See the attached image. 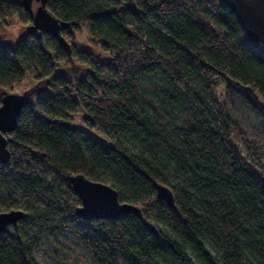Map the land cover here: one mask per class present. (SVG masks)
Returning <instances> with one entry per match:
<instances>
[{"label":"trees","instance_id":"trees-1","mask_svg":"<svg viewBox=\"0 0 264 264\" xmlns=\"http://www.w3.org/2000/svg\"><path fill=\"white\" fill-rule=\"evenodd\" d=\"M44 6L67 23L59 32L67 47L28 30L27 0H0V23L15 12L26 27L13 42L0 35V99L27 70L34 78L15 128L4 133L10 156L0 162V192L6 210L18 208V193L42 201L24 208L14 233L0 232V264H39L31 250L39 239L27 227L48 235L70 229L97 264H264V117L262 139L243 130L232 112L238 100L252 105L226 80L264 100V47L244 39L219 0ZM81 23L108 55L73 42ZM74 57L82 74L57 72ZM78 105L112 143L63 119ZM76 173L110 184L139 212L80 218L67 178ZM151 179L169 186L175 208L156 197Z\"/></svg>","mask_w":264,"mask_h":264},{"label":"water","instance_id":"water-1","mask_svg":"<svg viewBox=\"0 0 264 264\" xmlns=\"http://www.w3.org/2000/svg\"><path fill=\"white\" fill-rule=\"evenodd\" d=\"M24 1L22 0L23 3ZM27 1L28 10L32 15V22L27 26L28 30L36 32V34L47 31L57 36L59 42L64 43L67 47L64 37L59 33L61 27H66L67 23L52 16L45 9L44 0H37L38 3L34 8L31 7L32 0ZM219 2L226 5L235 14L242 27L244 39L254 48L264 47V0H219ZM226 80L236 91L245 96L264 117V100L258 97L251 86L243 85L229 77H226ZM25 96L24 92L2 91L0 99V162H6L10 156L4 133L15 128ZM30 153L35 157L43 155L34 149H31ZM67 178L71 190L79 200L74 208V213L80 218H116L122 213L139 212L136 205L120 201L116 189L106 182L88 179L81 173L68 175ZM151 182L156 197L163 199L169 206L175 208L173 193L169 186L154 179H151ZM26 214L27 212L22 208L0 211V232L14 233L18 221ZM147 227L154 233L157 232L156 227L149 221H147Z\"/></svg>","mask_w":264,"mask_h":264},{"label":"rangeland","instance_id":"rangeland-1","mask_svg":"<svg viewBox=\"0 0 264 264\" xmlns=\"http://www.w3.org/2000/svg\"><path fill=\"white\" fill-rule=\"evenodd\" d=\"M36 5L35 2L31 3L32 8ZM7 21L8 23H0V35L4 41L13 42L24 30H26L27 26H23L15 12L7 18ZM72 40L78 47L89 49L95 54H109L108 50L101 48L98 42L92 39L88 27L84 23L79 24L78 28L73 29ZM82 67L83 63L74 57L71 63L62 65L61 68L57 69V72L74 78L83 73ZM33 82L34 78L29 70H27L22 81L18 84H14L9 91L20 93L33 84ZM83 115V106L78 105L75 110L70 112L69 116L63 117V119L71 125L88 129L98 138L112 143V140L106 133L97 131L94 127H89ZM232 115L240 122L241 127L248 134L255 135L257 139L263 138V134L258 130L261 124L259 120L261 112L255 107H249L238 100V106L236 110L232 112ZM260 148L264 153V143ZM14 200L17 201L18 208L22 209L26 208L28 205L39 206L42 204V201L38 197L23 198L19 193L14 196ZM6 203L7 200L5 195L0 192V211L6 210ZM158 226L163 228L161 223H158ZM27 231L39 239L38 245L31 249L33 257L39 264H97L90 250L86 248L79 238L68 228L56 230L50 235L39 233V231L29 227H27Z\"/></svg>","mask_w":264,"mask_h":264}]
</instances>
